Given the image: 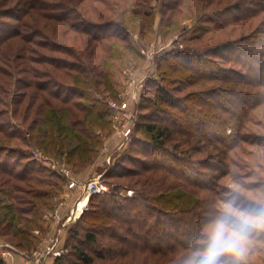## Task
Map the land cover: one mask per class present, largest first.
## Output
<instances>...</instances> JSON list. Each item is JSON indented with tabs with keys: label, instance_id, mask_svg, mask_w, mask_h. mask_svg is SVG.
I'll return each mask as SVG.
<instances>
[{
	"label": "rangeland",
	"instance_id": "obj_1",
	"mask_svg": "<svg viewBox=\"0 0 264 264\" xmlns=\"http://www.w3.org/2000/svg\"><path fill=\"white\" fill-rule=\"evenodd\" d=\"M19 1L4 2L11 5ZM54 1L76 5L73 2L77 0ZM166 1L126 0L120 8L121 12L111 16L106 12L102 14V7L88 12V19L92 22L108 20L115 23V27H110L115 31L100 40L88 35V50L83 59L77 60L78 64L85 65L81 68L86 69V73H65L64 69H60L61 81L71 88L62 92L69 103L50 97L52 106H44L39 114L36 110L24 120L11 115V102L8 106L0 102V109L9 110L5 114L10 119L9 128L16 125L14 130L21 136L0 142L1 156L9 154L13 157L10 164L16 171L31 160L38 163L35 167L38 172L34 173L33 180L11 177L9 182L0 181V258L4 260L3 264H175L179 259L178 254L155 252L149 248L113 256L107 249L116 239L109 237L110 232L101 226L104 222L113 224L112 220L109 222L107 218H102L104 208H114L118 204L112 201L124 203L125 198L133 197L139 191L149 194L151 201L149 199L148 202L156 208L149 217L146 215L142 224V231L152 234L150 244L158 242L157 238L165 237L173 224L182 226V209L198 207L199 204L198 208L203 211L210 206V202L203 197L207 192L200 186L191 185L182 175H172L162 168L146 170L143 164L150 162V156L146 154L148 150L165 138L159 135V131L165 125L162 118L167 116L166 112L173 110L169 107L172 95L183 98L192 88L187 85L183 71L173 64L167 67L168 61L163 60L164 57L172 52L210 53L215 45L240 38L241 30L230 35L232 24H225L223 17L217 16L220 7L235 0H223L221 3L218 0H181L173 10L164 6ZM96 2L88 0V6L97 5ZM242 4L243 10L250 14L253 0H242ZM45 11H32L26 15L25 21L29 26L26 30L30 32L32 27L39 26L50 37L34 35L29 37L31 40L16 38L11 43L16 48L22 42L28 46V54L43 57L46 61L31 64L44 74L54 70L47 61L49 56L74 60L65 48L69 45L78 49L77 44L81 40L74 39V31H64L67 28L64 21L46 17ZM3 19L10 20L7 17ZM254 20L264 22V12ZM234 25L240 29L242 21ZM257 35L254 38L248 35L244 42L241 39L238 45L240 57L233 56L232 61L222 58L220 61L227 67L245 69L254 83L260 77L257 70L259 63L264 61V30ZM50 38L57 40L54 43L57 49L48 46ZM175 60L182 68L184 62L181 57H175ZM6 63L0 62V70L11 69ZM250 64L254 65L255 73H250ZM0 76L3 77L1 71ZM18 76L21 73L13 72L6 77L8 94L0 91V98L13 100L18 89ZM43 78L48 79L46 75ZM246 88L250 89V85ZM251 88L256 91L261 87L255 85ZM252 113L255 120L264 121V105L252 110ZM34 116H37L38 122H32ZM148 124L153 128L149 129ZM247 125L248 133H264L259 124ZM184 139L174 134L165 139V146L172 150L178 144L175 152L181 154L182 150L191 148V144L197 142ZM240 144L242 147H235L233 153L242 168L233 167L235 176L220 178L217 207L225 189L243 185L248 195L255 197L258 189L250 191L246 187L251 181L264 182V171L255 164L256 155L264 152V147L245 141ZM190 151L181 154L188 164L181 160L178 167L186 169L189 166L192 176L199 180L208 179L203 174L207 169L199 164L206 153ZM187 153L193 157L186 158ZM193 160L197 162L192 163ZM92 178L100 179L107 189L94 193L93 203H90V197L88 207L83 206L78 213L80 205L77 202L83 198H80L78 188L69 187V182L72 179L84 182ZM159 209L167 212H159ZM93 210L100 215L92 213ZM172 211L180 215L174 218ZM96 216L100 220L95 219ZM88 232L97 237L95 242L88 241ZM177 236L183 242L187 240L185 236ZM82 251L83 254H80ZM103 253L107 255L103 256ZM250 264H264V256L253 257Z\"/></svg>",
	"mask_w": 264,
	"mask_h": 264
},
{
	"label": "trees",
	"instance_id": "obj_2",
	"mask_svg": "<svg viewBox=\"0 0 264 264\" xmlns=\"http://www.w3.org/2000/svg\"><path fill=\"white\" fill-rule=\"evenodd\" d=\"M4 1L0 0V62L6 61V64L12 70H0L3 75V77L0 76V91L7 93L6 85L9 82L6 77L10 73L18 72L21 73V76L16 79L18 89L15 96H13V100L8 101L5 97H1L0 102L7 106L11 102L13 105L11 115L15 118L19 116L25 120L32 112L34 113L37 110V114H39L44 106H52L50 97L69 103V99L62 96V92L71 88L65 86L61 81L59 71L64 69L65 73L70 71L86 73L85 65L78 64L77 60L83 59L86 50H88V35L94 40H100L114 34L115 31L110 28L115 27V23L108 20L92 22L93 20L88 19V12H95L99 7H102V9L99 8L102 10V14L107 13L111 16L116 12H121L122 9L120 8L126 0H89L98 3L97 5L90 4V6H88V0L74 1L73 3H76V5H67L60 0V2L54 0H18L19 2H14L11 5H8L9 2ZM218 1L221 3L223 0ZM180 2L181 0H168L164 2V6H170V9L173 10ZM253 3L250 4V14L243 10L242 0L230 1L217 11L218 18L223 17L222 21L225 24H232L230 35L241 30L240 38L219 43L211 48L210 53L183 54L172 52L163 59L168 61L166 62L167 67H171V64H173L175 68L182 70L187 85L192 86V88L187 90L184 97L180 99L171 94L172 100L169 107L173 110L166 112L167 116L162 118L165 125L159 131V135L165 136V138L155 143V148L148 150L146 154L148 157L150 156V162L143 164V168L146 170L162 168L172 175L176 173L178 176L182 175L181 177L186 179L189 184L198 185L203 191L207 192L203 197L210 202V206L203 211L198 208L199 204L198 207L195 205L192 208L182 209V226L173 224L165 237L155 239L158 241L157 244H150L152 234L149 233L150 231H142V224L146 221V215L149 217V214L156 211L154 205L151 204L152 202H148L149 199L151 201L150 195L144 191H139L133 197L125 198L124 203L114 200L112 203L118 204L117 208H104L101 214L102 218H107L106 221H113V224L109 223L110 225L105 222L101 223V226H105V230L110 232L109 237L116 239V242H112L107 249L111 255L121 256L129 253V251H145L149 248L155 252L163 251L178 254L179 259L175 264H183V258L187 254L186 246L199 231L205 217L217 208L216 200L219 198L216 197V193L219 189L220 178L227 175L235 176L236 172L233 167L239 166L242 168L235 160V154L233 153L235 147H242L240 144L242 141L264 147V133L254 135V132H247L249 131L247 127L249 123L259 124L264 129V121L255 120L252 113V110L264 105V61L261 60V63H259L260 66L257 70L260 72V77L256 83L250 80L245 69L240 70L235 66L227 67L220 62L222 58L232 61L234 60L233 56L234 58L240 57L241 53L238 54L240 50L238 45L241 39H244L241 41L244 42L249 37L248 35H250V38H254L258 36L257 34L260 35L263 32V20L256 22L254 19L264 12V0H253ZM42 9H46L44 12L46 17H51L55 21H64L65 26H67L64 31H74L76 33L74 39L81 38L77 44L78 49L69 45L65 48V52L72 56L74 60L49 56L47 61L54 70L46 72V74L41 72L37 66L31 64L46 61L42 59L43 57L28 54V46L22 42L16 48L11 45L16 38L31 40L29 37H34V35L50 37L39 26L32 27L30 32L26 30L29 27L25 21L26 15H29L32 11L40 12ZM234 12H238V14ZM3 17L10 20H5ZM238 21H242L240 29L234 25ZM54 36L56 35L54 34ZM50 39L51 41L49 40L50 43H48L50 49H57L54 44L57 43L55 42L57 40L55 38ZM172 56L173 58H171ZM175 57H181V61L184 62L182 68ZM248 68H250V73H255L254 65L250 64ZM165 69H167L166 66ZM45 75L48 78L47 80L43 78ZM248 85H250V89L246 88ZM255 85L261 88L256 91L251 90V87ZM7 113H9V110L0 109V142H8V139L12 140L13 137H21L14 130L16 125L11 126L13 130L9 128L10 119H8L9 116L7 118L5 116ZM36 117L34 116L32 122L39 121ZM148 128L151 129L153 126L148 124ZM28 131L30 132V129ZM174 134L185 137L184 140H187V142L197 141L192 142L191 148L182 150L181 154L185 151L191 152L192 149L196 153H206L204 158L199 160V164L207 169L203 174H206L208 179L199 180L200 178L192 176V168L189 166L186 169L178 167L181 160L184 164L188 163L180 153L175 152V149L179 148L178 144L173 146L174 150L167 149L165 146L167 143L165 139L171 138ZM199 142L202 143L199 144ZM158 149L162 152L159 153ZM1 151L0 149V153ZM251 154L254 155L253 151ZM191 156L193 157L191 153H187L186 158L190 157L191 159ZM256 156V167L264 171V152H258ZM10 159H13V157H9V154L4 156L0 154V181L3 183L9 182L11 177L29 181L35 178L33 175L38 172L35 168L38 163L31 160L32 162L23 164L22 168L16 171L15 167L11 166ZM236 181L238 180L236 179ZM263 184L264 182L261 183L260 180L251 181L246 188L250 191L261 189ZM255 194L258 195V192ZM93 195L90 198V203L91 201L93 203V197L95 196ZM250 196L253 197L252 194ZM158 211L167 212L162 209ZM92 213H96L97 216L100 215L96 210H93ZM171 214L174 218L180 215L177 211H172ZM126 215H129L130 218H125ZM97 216L95 219L100 220ZM107 227L113 230L110 231ZM177 235L185 236L187 240L183 242ZM86 236L88 241L95 242L97 240V237L91 232H88ZM79 253L83 254V251ZM102 255L107 254L103 253ZM3 261L0 258V264H3Z\"/></svg>",
	"mask_w": 264,
	"mask_h": 264
},
{
	"label": "clouds",
	"instance_id": "obj_3",
	"mask_svg": "<svg viewBox=\"0 0 264 264\" xmlns=\"http://www.w3.org/2000/svg\"><path fill=\"white\" fill-rule=\"evenodd\" d=\"M257 191L252 197L243 185L225 189L186 246L183 264H250L264 256V188Z\"/></svg>",
	"mask_w": 264,
	"mask_h": 264
},
{
	"label": "built area",
	"instance_id": "obj_4",
	"mask_svg": "<svg viewBox=\"0 0 264 264\" xmlns=\"http://www.w3.org/2000/svg\"><path fill=\"white\" fill-rule=\"evenodd\" d=\"M69 187L79 189V191H80L79 193L81 196L80 198L85 199V206L84 207H86V208L88 207L89 198L91 197V195H93L94 193H100V192L107 189V186H105V184L102 183V181L98 178H92V179L84 181V182H78V181L72 179L69 182ZM83 199H81V200L79 199L77 202V205H79Z\"/></svg>",
	"mask_w": 264,
	"mask_h": 264
},
{
	"label": "bare ground",
	"instance_id": "obj_5",
	"mask_svg": "<svg viewBox=\"0 0 264 264\" xmlns=\"http://www.w3.org/2000/svg\"><path fill=\"white\" fill-rule=\"evenodd\" d=\"M79 209H78V213L80 212V210H82V207L85 206V199H83L80 204H79Z\"/></svg>",
	"mask_w": 264,
	"mask_h": 264
}]
</instances>
